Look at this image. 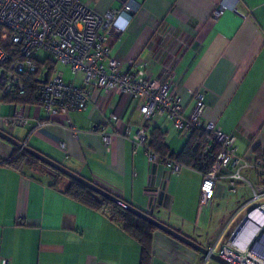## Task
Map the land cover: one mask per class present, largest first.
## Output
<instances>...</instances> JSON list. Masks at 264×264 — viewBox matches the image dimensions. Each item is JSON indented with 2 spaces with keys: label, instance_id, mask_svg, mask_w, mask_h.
Returning a JSON list of instances; mask_svg holds the SVG:
<instances>
[{
  "label": "crops",
  "instance_id": "obj_1",
  "mask_svg": "<svg viewBox=\"0 0 264 264\" xmlns=\"http://www.w3.org/2000/svg\"><path fill=\"white\" fill-rule=\"evenodd\" d=\"M81 1L106 13L122 9L127 0ZM135 1L139 8L122 12L116 19L120 29L112 30L110 57L119 61L120 71L132 70L133 60L144 63L152 78L172 79L186 116L197 103L192 92L204 93V122L235 134L238 153L256 158V147L264 150V0H239L236 10L219 18L213 13L221 0ZM3 97L0 93L1 129L17 131L22 138L13 136L26 145L111 188L206 248H222L244 216L240 206L251 196L244 185L240 197L221 183L213 203L201 209L199 171L151 164L144 148H135L133 137L146 122L139 102L128 94L92 88L85 109L50 118L38 104ZM16 114L29 123L7 125ZM113 114L121 116L119 123L110 119ZM146 128L149 138L154 129L165 132L174 153L189 138L164 117L148 121ZM102 129L114 135L110 150ZM16 148L0 138V264H141L138 241L103 211L66 194L67 181L53 186V175L41 166L22 172L10 166L6 160ZM249 174L257 180L254 171ZM150 264L218 263L158 229Z\"/></svg>",
  "mask_w": 264,
  "mask_h": 264
},
{
  "label": "built area",
  "instance_id": "obj_2",
  "mask_svg": "<svg viewBox=\"0 0 264 264\" xmlns=\"http://www.w3.org/2000/svg\"><path fill=\"white\" fill-rule=\"evenodd\" d=\"M238 3L239 0H221L213 17L219 18L226 10H236ZM139 6L137 1L127 0L120 10L99 13L81 0H0V93L26 94L25 75L32 74L37 79L34 83L37 104L49 118L69 110L85 109L92 88H100L128 94L138 101V111L145 122L164 117L181 133L188 134L195 128L204 130L210 141L203 151L211 165L206 171H199L203 177L201 209L213 203L223 182L231 193L237 192L240 185L251 191L250 198L240 206L244 216L229 240L219 250L213 247L210 251H219L235 264H264V161L240 155L235 134L223 132L214 122H204V93L192 92L197 103L186 116L172 79L152 78L144 63L135 64L133 60L132 70L120 71L119 61L110 57L112 30L118 28L116 19L122 12H135ZM41 51L53 55L76 77L82 73L81 82L66 79L57 73L56 67L50 72V65L45 62L51 59L45 57L44 62L39 61ZM110 119L119 123L121 116L113 114ZM28 123V117L21 114L6 120L10 126ZM99 132L110 150L114 135L105 129ZM148 140L143 125L133 137L135 148H144L151 164L164 162L148 145ZM61 147L66 149L65 142H61ZM165 163L173 171L183 167L169 158ZM251 171L255 172L256 181L249 174ZM227 251L230 257L225 256ZM205 257L209 260L210 254Z\"/></svg>",
  "mask_w": 264,
  "mask_h": 264
},
{
  "label": "trees",
  "instance_id": "obj_3",
  "mask_svg": "<svg viewBox=\"0 0 264 264\" xmlns=\"http://www.w3.org/2000/svg\"><path fill=\"white\" fill-rule=\"evenodd\" d=\"M39 61L44 62V60H41L40 58ZM45 64L50 65V72L54 71L56 67L54 61H46ZM25 77L27 78L26 94L9 96L3 95V98L6 101L37 104L36 98L34 96V83L37 81V79L32 74L25 75ZM147 124L148 121L146 122V127ZM188 134V141L179 153L170 151L165 141V132H162L160 129H154L152 131L151 137L148 140V145L154 151L159 153L161 160L164 162L167 160V158H169L183 167H190L197 171H206V169L211 165V162H208L203 150L205 144L210 141L209 134L200 128H195ZM255 154L257 158H260L264 161V150L260 146L256 147ZM6 161L10 166L20 172L24 171L25 167L27 166H41L45 168L53 175V181L51 183L53 186L60 185L63 180L67 181L64 192L73 199L87 205L92 209L103 211L111 220L120 225L141 245V264H150L152 257L153 236L154 232L158 230L157 227L137 217L118 204L108 200L104 196L92 191L80 182L73 180L63 173L51 168L24 150L16 148L13 155H11ZM89 180L105 188L109 192L123 198V196H121L119 193L105 186L104 184L94 179Z\"/></svg>",
  "mask_w": 264,
  "mask_h": 264
},
{
  "label": "water",
  "instance_id": "obj_4",
  "mask_svg": "<svg viewBox=\"0 0 264 264\" xmlns=\"http://www.w3.org/2000/svg\"><path fill=\"white\" fill-rule=\"evenodd\" d=\"M0 138L13 144L17 148L24 150L31 155H33L35 158L40 160L41 162L45 163L46 165L50 166L51 168L63 173L67 177L76 180L83 184L84 186L88 187L92 191L104 196L108 200L118 204L122 208L126 209L127 211L131 212L132 214L136 215L137 217L151 223L155 227H157L159 230H162L166 232L167 234H170L171 236L177 238L178 240L184 242L185 244L195 248L196 250L200 251L204 255L210 254V259L214 260L218 264H235L228 258L224 257L219 251L211 252L210 248H206L203 245L199 244L197 241L193 240L192 238L184 235L174 227L166 224L165 222L159 220L154 215H151L150 213L142 210L141 208L131 204L130 202L126 201L125 199L109 192L105 188L97 185L96 183L92 182L88 178L81 176L77 172L71 170L67 166L63 165L62 163L56 161L55 159L51 158L50 156L40 152L39 150L26 145L24 142L20 141L18 138L14 137L10 133H8L6 130L0 128Z\"/></svg>",
  "mask_w": 264,
  "mask_h": 264
},
{
  "label": "rangeland",
  "instance_id": "obj_5",
  "mask_svg": "<svg viewBox=\"0 0 264 264\" xmlns=\"http://www.w3.org/2000/svg\"><path fill=\"white\" fill-rule=\"evenodd\" d=\"M38 57H39L41 60L44 59L45 57H48V58H50L52 61H54L55 64H56L57 73L64 75L66 79H68V80H72V79H74V78L76 77L75 74H72L71 70H69L65 65H63V64L60 63L59 61H57V59H56L53 55L48 54V53H46V52H44V51H41V52L39 53ZM77 76H82V73H80V74L77 75ZM168 121H169V120H168ZM170 122H171V121H170ZM171 124H172V122H171ZM172 125H173V124H172ZM173 126H174V125H173ZM18 128H20V127H18ZM174 128H175V127H174ZM175 129H176V128H175ZM12 134H13L14 136H16V137H20V138H22V137L18 134L17 131L12 132ZM237 196H240V197L242 196V192L240 191V189L238 190V194H237ZM242 214H243V212L240 213V216H241Z\"/></svg>",
  "mask_w": 264,
  "mask_h": 264
},
{
  "label": "bare ground",
  "instance_id": "obj_6",
  "mask_svg": "<svg viewBox=\"0 0 264 264\" xmlns=\"http://www.w3.org/2000/svg\"><path fill=\"white\" fill-rule=\"evenodd\" d=\"M225 256L230 257V253H229V251L226 252Z\"/></svg>",
  "mask_w": 264,
  "mask_h": 264
}]
</instances>
